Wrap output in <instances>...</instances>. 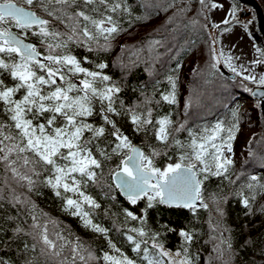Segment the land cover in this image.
Wrapping results in <instances>:
<instances>
[{
    "label": "trees",
    "instance_id": "obj_1",
    "mask_svg": "<svg viewBox=\"0 0 264 264\" xmlns=\"http://www.w3.org/2000/svg\"><path fill=\"white\" fill-rule=\"evenodd\" d=\"M12 1L46 22L5 19L44 61L0 46V264H264V141L227 157L257 101L215 64L207 1ZM133 143L158 175L191 167L199 205L122 198Z\"/></svg>",
    "mask_w": 264,
    "mask_h": 264
},
{
    "label": "rangeland",
    "instance_id": "obj_2",
    "mask_svg": "<svg viewBox=\"0 0 264 264\" xmlns=\"http://www.w3.org/2000/svg\"><path fill=\"white\" fill-rule=\"evenodd\" d=\"M10 1L15 2L12 0ZM204 1L209 3L208 4L206 2L211 25V28H209L208 32V37L210 40V50L215 64L224 72L238 73L240 76L249 81L253 88H264V50L261 45L257 43L253 35L255 29L252 26V23L254 22L253 19L255 20V15L252 9L248 8L247 6L234 9L230 0ZM262 6L264 7V3H262ZM242 9L251 10V15H248L246 18H238V13ZM225 22H229L231 24H229L226 28H224V25L219 26L222 28L218 27L220 23ZM1 46L6 45L3 43ZM192 67L193 64L191 63L188 70H190ZM259 81L262 83L260 84ZM245 107H247L246 110L250 111L251 113L246 118L245 127L242 128L241 133L239 134L238 138H236L233 146L228 150L227 157L229 160L235 159L243 161L249 156V152L256 147L258 141H264V125L260 120L262 115L260 113L259 102L250 100L248 104L245 105ZM39 142L38 143L41 146V141ZM76 161L80 165V169H85V161L83 159L80 158ZM141 164L142 166L144 165L143 161H141ZM121 170L130 174L129 169L126 166L122 165ZM163 175H158V177L162 178ZM58 180L62 184L64 183L63 173L59 175ZM262 216H264V212H262ZM76 227L79 231H83L81 226ZM44 241H46L45 238ZM164 256L168 261H171L172 264H183V260L178 257V254L174 255L165 253ZM197 259L198 261H201L200 257H197ZM127 264L133 263L127 261ZM230 264H233V260L230 262ZM243 264L250 263L243 262Z\"/></svg>",
    "mask_w": 264,
    "mask_h": 264
},
{
    "label": "water",
    "instance_id": "obj_3",
    "mask_svg": "<svg viewBox=\"0 0 264 264\" xmlns=\"http://www.w3.org/2000/svg\"><path fill=\"white\" fill-rule=\"evenodd\" d=\"M236 1L243 6L251 7L253 10L256 28L264 50V17L259 5L255 0ZM249 13L250 11L242 9L239 12V18H243ZM0 16L13 19L26 28L40 26L46 22L34 10L14 2L0 3ZM0 39L7 46L14 47L24 58L36 63L44 61L41 54L33 48L32 43L24 40L14 32L7 31L5 34L0 32ZM251 96L259 101L260 111L264 118V88H253ZM122 165L129 169L130 174L122 170H116L111 176L112 182L122 198L138 200L147 193H158L160 202L172 208L187 210L199 204L200 185L191 167L178 166L166 172L161 179L155 173L141 166V149L135 143L130 145L128 155L122 161Z\"/></svg>",
    "mask_w": 264,
    "mask_h": 264
},
{
    "label": "flooded vegetation",
    "instance_id": "obj_4",
    "mask_svg": "<svg viewBox=\"0 0 264 264\" xmlns=\"http://www.w3.org/2000/svg\"><path fill=\"white\" fill-rule=\"evenodd\" d=\"M16 23V22H15ZM20 25V24H18ZM21 26V25H20ZM23 27V26H21ZM25 28V27H24ZM8 30H11L13 32H15L17 35H19L21 38L25 39L22 35L23 30L21 28L18 27H14L13 24H9L5 19L0 18V31L2 33H6ZM26 40V39H25ZM3 44V41L0 39V45Z\"/></svg>",
    "mask_w": 264,
    "mask_h": 264
}]
</instances>
